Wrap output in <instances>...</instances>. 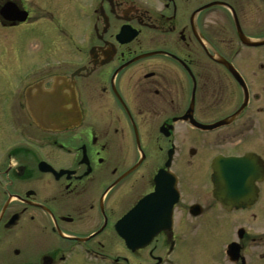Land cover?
Wrapping results in <instances>:
<instances>
[{"label": "flooded vegetation", "instance_id": "af4514ba", "mask_svg": "<svg viewBox=\"0 0 264 264\" xmlns=\"http://www.w3.org/2000/svg\"><path fill=\"white\" fill-rule=\"evenodd\" d=\"M155 192L171 215L134 248L117 226ZM200 241L264 264V0H0V264H194Z\"/></svg>", "mask_w": 264, "mask_h": 264}, {"label": "water", "instance_id": "95a60500", "mask_svg": "<svg viewBox=\"0 0 264 264\" xmlns=\"http://www.w3.org/2000/svg\"><path fill=\"white\" fill-rule=\"evenodd\" d=\"M61 87L62 86L60 84H56L54 86L53 90L51 91L53 98L57 97V95L60 93L59 89H61ZM68 91L70 94H74L73 90L68 89ZM37 120H38V123L42 126L52 125L53 127H60L63 124L61 121L62 119L61 118L59 119L56 117H53V119L46 118V117H37ZM158 205H161L158 193L156 192V193L149 194L145 196L143 199H141L138 202V204L130 212H128L118 224L117 230L119 231L120 235L125 238L127 237L126 228L124 224L125 220H129L131 218L133 220H136V218L140 217L139 220H141L142 222L139 223L137 220V223L136 224L134 223V226L142 230V232L145 234L144 236H147L148 238H146L142 243L138 244L139 241H137L135 237L138 239H141V237H137L133 235V240L137 241L134 245V248L143 246L144 244H146L147 240H150L154 234L160 231V229L162 228V226L159 225L158 223L160 215H168V216L171 215L172 208L165 209L164 213L162 211L159 212V211L150 210V208L156 207ZM143 222L145 224L147 223L148 224L144 225Z\"/></svg>", "mask_w": 264, "mask_h": 264}, {"label": "rangeland", "instance_id": "374dc122", "mask_svg": "<svg viewBox=\"0 0 264 264\" xmlns=\"http://www.w3.org/2000/svg\"><path fill=\"white\" fill-rule=\"evenodd\" d=\"M195 244V243H193ZM192 244V245H193ZM192 245H190V249L192 247ZM198 249L192 253V259L194 260V264H206V259L204 256L205 253V247H204V243L202 241H200L197 245Z\"/></svg>", "mask_w": 264, "mask_h": 264}]
</instances>
